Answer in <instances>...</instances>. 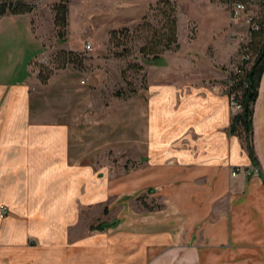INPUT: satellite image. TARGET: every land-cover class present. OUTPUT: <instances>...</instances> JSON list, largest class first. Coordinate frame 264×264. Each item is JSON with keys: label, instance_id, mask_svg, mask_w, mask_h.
<instances>
[{"label": "crops", "instance_id": "1", "mask_svg": "<svg viewBox=\"0 0 264 264\" xmlns=\"http://www.w3.org/2000/svg\"><path fill=\"white\" fill-rule=\"evenodd\" d=\"M152 1L137 8L134 0H79L83 8L75 10L70 0L68 29L78 32L79 42L69 36L68 51L87 56L89 43L97 52L89 56L98 57L100 40L108 41L114 29V7L118 24L130 25ZM173 1L180 48L144 70L142 142L136 144L143 168L140 178L126 176L124 190L133 195L157 187L166 207L156 221L145 214L136 219L127 202L119 211L114 206L117 222L87 223L97 208L103 212L114 186L103 182L97 163L72 156L74 131L58 100L52 96L51 106L35 110L30 93L38 87L67 95L79 86L81 72L58 70L41 84L34 64L49 47L43 22L34 20L40 10L0 17L1 33L8 19L13 30L20 34L24 26L31 43L44 48L23 76L15 75L17 60L10 73L0 72V207L9 208L0 216V264H264V74L254 105V162L232 133L228 87L229 67L240 59L248 28L221 2ZM52 23L53 31V16ZM188 24L196 26L191 40Z\"/></svg>", "mask_w": 264, "mask_h": 264}, {"label": "rangeland", "instance_id": "2", "mask_svg": "<svg viewBox=\"0 0 264 264\" xmlns=\"http://www.w3.org/2000/svg\"><path fill=\"white\" fill-rule=\"evenodd\" d=\"M60 1L49 0L46 3L44 1V3L40 2L31 5L34 10H40V12L36 13L37 20H34L35 23L40 20L43 22L44 31H41V33L43 32L44 41L46 46L49 47L47 54L39 56V60L37 59L34 64V69L40 71L41 65L45 66V70L51 73L58 70H68V68L78 69L81 72L78 78L79 86L72 89L67 95H62L57 91L52 95V93L48 94L45 88L31 87L32 107L36 110L39 107L51 106L52 103L47 105V99L49 100L52 96L58 100V105L65 109V121L70 123L74 131L72 135V156L80 157L84 163H97L95 168L100 172L99 175L103 182H106V185L110 187L114 186L113 195L104 198L102 204L103 212L99 214V208H97V212L88 215V224L103 225L112 222L117 213L114 211V206H117L119 211L123 206L127 205V202L134 206L136 219L142 218L145 214L149 216L147 220L156 221L159 216L157 213L166 207L164 204L165 197L159 195L157 187H150L141 194L136 193L133 195L126 194L124 190L126 187V176L135 174V179L140 178V172L143 168V153L142 150L137 149L136 144L140 143L141 146L142 142L143 120L140 114L143 106L144 88H146L144 76H147V74L144 70H146L148 64L143 62L139 51L146 44L145 38L151 34L147 30L148 28L143 25L149 22L158 30L162 26L161 16L156 10L159 0L152 1L145 14L130 25L118 24L116 7H114V29L109 31L108 41H106V38L100 40L102 48H104V51H101V55L98 57L89 56L97 54V52L95 53L92 50L86 51L87 56L84 53L76 52L77 56L84 60V65L81 69L79 66L76 68L73 64L68 65L64 69H57L58 62H54L61 51H68L67 48L70 46L67 42L69 36L72 43L79 42V34L74 28L70 32L67 29V41L64 43H60L57 40L56 28L52 31V16L53 19L55 17L53 6ZM68 1L71 7V2L70 0ZM186 1L179 0L183 5ZM215 1L223 3L221 0ZM80 3L79 0H72L73 8L75 7V10L83 8ZM133 3L138 8L142 4V0H134ZM186 11L185 8L180 17V40L184 46ZM249 13L253 17L264 19L259 0L252 1L249 6ZM19 27L21 28L20 34L18 30L15 31L11 28V21L7 19L4 25L5 31L3 33L0 32V72L10 73L13 60L20 61L17 71H14L17 78L25 74L26 65L30 60L44 52V48L36 47L31 43V37L29 38V36H32V34H28L24 26L19 25ZM195 28L196 26L194 27L193 24H188L190 40L193 39ZM126 29L129 31L128 36L123 37L120 32V41L114 45V41L112 42L110 39L111 32H119ZM125 50L128 53L125 56L118 57ZM167 52H164L162 56L164 57ZM156 62L158 63L159 61ZM135 63L143 65V70L138 71L132 68V64ZM151 65H154V63ZM235 65H237V62L233 61L229 70L234 69ZM84 71L88 75H83ZM38 79L40 80L39 73ZM85 79L88 81L85 82ZM41 84L43 83L41 82ZM117 92L124 96L117 97ZM232 111L236 113L239 110L232 107ZM132 142H134L133 148ZM138 173L140 174L137 175ZM114 221L117 222L116 220Z\"/></svg>", "mask_w": 264, "mask_h": 264}, {"label": "trees", "instance_id": "3", "mask_svg": "<svg viewBox=\"0 0 264 264\" xmlns=\"http://www.w3.org/2000/svg\"><path fill=\"white\" fill-rule=\"evenodd\" d=\"M224 4L229 5L232 0H221ZM245 3H249L250 0H240ZM252 2L248 4L249 6ZM259 6L264 13V0H259ZM156 10L161 16L162 26L158 30L153 24L146 23L143 26L148 28L150 36L145 38L146 44L140 48V54L143 62L147 64L157 63L156 61L162 60L163 53L170 50H176L180 48L178 40V11L177 4L173 0H159L156 5ZM34 11V7L27 4L23 0H6L0 1V17L11 14H24ZM54 24L57 30V40L60 43L67 41V29L69 25L70 4L68 0H61L54 4ZM254 20L259 25V30H249V39L241 42L240 55L247 57V60L243 61V64L238 66V71L231 73V78L234 81L233 86L230 89L231 94H235L237 101L241 106V110L236 112L232 118L231 130L233 134L239 136L245 143L250 157L254 162H257V158L253 146L254 136V105L259 95V88L264 74V19L254 17ZM122 33L123 37L128 36L129 31H113L111 32L110 39L116 42L120 41L119 33ZM125 34V35H124ZM118 45V44H117ZM128 52L125 50L123 54ZM54 62L57 63V69H64L68 65H74L76 68L79 66L83 68L84 60L80 59L76 52L73 51H61L55 58ZM164 62V61H163ZM135 70H143V65L138 63L131 66ZM41 70L38 71L39 78L43 84H46L53 74L50 71H46L45 66L41 65ZM146 79V76H144ZM117 97H123L120 92L116 93Z\"/></svg>", "mask_w": 264, "mask_h": 264}, {"label": "built area", "instance_id": "4", "mask_svg": "<svg viewBox=\"0 0 264 264\" xmlns=\"http://www.w3.org/2000/svg\"><path fill=\"white\" fill-rule=\"evenodd\" d=\"M2 1H6V0H2ZM11 1H16V0H11ZM23 1L29 5H33L34 3H40V2L44 3V1L46 3V1H49V0H23ZM252 1L253 0H250V2H252ZM249 3H245V2H242L240 0H232V2L229 5H227V7L230 11L231 17L234 20H238V21L240 20V21L244 22L245 26L248 28V32H249V30L257 31V30H259V25L254 20V17L248 11V4ZM242 41L244 42L245 40H242ZM86 48H87V50H92V45L88 43ZM245 60H247V57L245 56V54L240 55V59L237 62V65H235L234 69H232L230 71L229 81H228L229 89H231V87L233 86V83H234V81L231 78V73L238 71V66L242 65L243 61H245ZM230 101H231V106L233 108H235L237 110H241V106L239 105V103L237 101V97L235 94L230 93ZM238 171H239V169L233 171V175H236ZM8 212H9V208L7 206L2 205L0 207L1 218H5L8 215Z\"/></svg>", "mask_w": 264, "mask_h": 264}]
</instances>
